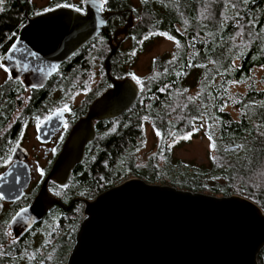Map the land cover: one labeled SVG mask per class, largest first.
I'll use <instances>...</instances> for the list:
<instances>
[{
	"label": "trees",
	"instance_id": "obj_1",
	"mask_svg": "<svg viewBox=\"0 0 264 264\" xmlns=\"http://www.w3.org/2000/svg\"><path fill=\"white\" fill-rule=\"evenodd\" d=\"M141 25L143 42L171 36L177 48L152 67L142 109L132 107L105 134V183L90 189L99 182L90 164L81 191L98 194L140 178L191 192L241 196L264 212V0H156L145 5ZM145 117L160 133L162 168L155 157L144 169L136 166ZM197 135L211 137L208 164L173 162L172 149ZM214 179L221 184L209 185ZM257 260L264 264V249Z\"/></svg>",
	"mask_w": 264,
	"mask_h": 264
},
{
	"label": "flooded vegetation",
	"instance_id": "obj_2",
	"mask_svg": "<svg viewBox=\"0 0 264 264\" xmlns=\"http://www.w3.org/2000/svg\"><path fill=\"white\" fill-rule=\"evenodd\" d=\"M87 1L0 0V177L9 167L20 166V171L16 172L20 181L16 184L8 182L6 197L0 186V264H66L75 232L83 219L80 200H93L100 192L92 191H98L99 184L105 183V134L110 133L111 126H115L125 112L114 120L91 122L94 137L84 144L83 160L71 171L66 187L59 188L52 181L47 183V192L60 201L62 207L53 205L28 232L21 237L14 236L10 228L12 218L29 207L73 128L87 117L93 101L111 87L105 74L109 53L114 52L109 59L112 79L134 77L125 66L142 51L141 19L145 5L151 0H107L103 7L101 0H91L89 10L98 16L93 23L99 28L98 32L61 61L45 79L35 81L41 84L38 87L28 85L27 72L4 71L3 61L13 51L9 62L11 68L28 65L30 59L26 55L30 52H37L44 63L53 65L54 53L69 51L67 45H62L68 39L59 34L61 21L44 17L58 10L77 13L71 8L56 7L65 3L82 7L84 13L77 14L85 17ZM24 30L26 40L19 45ZM126 54L131 55L127 58ZM158 64L160 62L151 67ZM138 85L140 92L132 107L142 109V81ZM90 164L99 182L90 188L92 191H81L80 185H88L84 169ZM54 230L59 236L49 246V238L57 234ZM35 235L41 236L43 241L37 245L34 242L36 247L33 248ZM64 248L69 250L63 258L64 253L59 250ZM49 249H55V253L51 255Z\"/></svg>",
	"mask_w": 264,
	"mask_h": 264
},
{
	"label": "water",
	"instance_id": "obj_3",
	"mask_svg": "<svg viewBox=\"0 0 264 264\" xmlns=\"http://www.w3.org/2000/svg\"><path fill=\"white\" fill-rule=\"evenodd\" d=\"M91 3L86 2L85 17L68 10L44 17L61 21L59 34L68 39L62 45H67L69 51L54 53L53 65L44 63L37 52H30L26 55L30 59L28 65L11 68L13 51L3 61L7 71L27 72L26 79L23 77L29 86L41 85L36 82L45 79L98 32L99 28L93 26L98 16L89 10ZM25 40L26 30L19 45ZM113 54L110 52L105 60V74L111 87L93 101L87 117L73 128L29 207L12 218L10 228L15 237H21L39 223L53 205L62 207L47 192V183L52 181L59 188L66 187L71 171L83 160L84 144L94 137L91 122L117 119L137 100L140 89L132 77L121 80L110 77L109 59ZM17 171L20 166L15 164L1 175L4 197L8 182L19 183ZM80 201L83 219L66 264H258V255L264 249V212L241 196H214L130 178L91 201Z\"/></svg>",
	"mask_w": 264,
	"mask_h": 264
},
{
	"label": "rangeland",
	"instance_id": "obj_4",
	"mask_svg": "<svg viewBox=\"0 0 264 264\" xmlns=\"http://www.w3.org/2000/svg\"><path fill=\"white\" fill-rule=\"evenodd\" d=\"M154 2V0H151ZM143 42V41H142ZM145 43V44H144ZM176 44L168 39L160 38L154 39L150 42H143L142 44V51L135 56L134 60L129 61V65L125 66L126 71H130L129 73L132 74L137 80L142 81L143 88L146 89L149 82L152 80L153 75L151 74L152 64L158 63V60L162 57L172 55L176 50ZM131 54H126L128 56ZM189 83H191L192 78H189ZM164 90V88H163ZM195 92L194 90L191 91L193 95ZM232 115H234L232 113ZM143 123V143L139 152L135 156L136 166L144 169L148 165L151 158L155 157L156 165L158 168H162L166 162L164 159V154H162L161 150L159 151L160 147V136L156 135L157 131L153 128L152 121L145 117L144 120L142 119ZM114 126H111L110 131L113 130ZM171 158L173 162H180L183 165H194V166H205L208 164V156L209 153L212 152V147L209 139L203 138L201 135H197L196 137L191 138L188 144H183L177 149H172L171 151ZM212 154V153H211ZM172 164V163H171ZM167 183V180L165 181ZM205 183V182H202ZM220 183L221 181L212 180L208 181V184H215ZM207 184V185H208ZM159 185V184H156ZM166 186H170L168 184H164ZM161 185V186H164ZM178 189V188H177ZM184 190V189H182ZM206 193V192H205ZM204 193V194H205ZM54 232L57 233L56 230ZM59 236V233L56 236L51 235L49 238V246L53 243V241ZM32 239V238H31ZM32 246L33 248L36 247L38 243L43 241L41 236L35 235L32 239ZM50 240L52 242H50ZM36 245H35V243ZM49 248V247H48ZM68 248L60 249L59 251L64 253L62 257H66L68 254ZM51 255L55 253V249H49L48 251Z\"/></svg>",
	"mask_w": 264,
	"mask_h": 264
},
{
	"label": "snow or ice",
	"instance_id": "obj_5",
	"mask_svg": "<svg viewBox=\"0 0 264 264\" xmlns=\"http://www.w3.org/2000/svg\"><path fill=\"white\" fill-rule=\"evenodd\" d=\"M106 3H107V0H101V7H103V5L106 4ZM56 7H57V8H60V7H63V8H71V9H74L75 12H77V13H81V14H83L84 11H85L82 7H74L72 4H67V3H65V4H63V5H61V4H57ZM168 39L171 40L172 37L169 36ZM0 67H2V65H0ZM4 71L7 72V69L5 68ZM133 79H135V77H133ZM136 82L139 83V80H137ZM67 110H68V109H67V106H65V111H67ZM156 135L159 136L160 133L157 132ZM184 138L187 139L188 137L185 136ZM209 139H211V137H209ZM57 195H58V193H57ZM17 215H19V213H17Z\"/></svg>",
	"mask_w": 264,
	"mask_h": 264
},
{
	"label": "bare ground",
	"instance_id": "obj_6",
	"mask_svg": "<svg viewBox=\"0 0 264 264\" xmlns=\"http://www.w3.org/2000/svg\"><path fill=\"white\" fill-rule=\"evenodd\" d=\"M133 78V77H132Z\"/></svg>",
	"mask_w": 264,
	"mask_h": 264
}]
</instances>
